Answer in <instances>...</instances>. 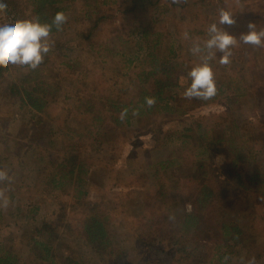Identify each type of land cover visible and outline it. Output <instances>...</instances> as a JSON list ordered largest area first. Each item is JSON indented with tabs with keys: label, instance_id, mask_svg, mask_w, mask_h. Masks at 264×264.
I'll list each match as a JSON object with an SVG mask.
<instances>
[{
	"label": "trees",
	"instance_id": "trees-1",
	"mask_svg": "<svg viewBox=\"0 0 264 264\" xmlns=\"http://www.w3.org/2000/svg\"><path fill=\"white\" fill-rule=\"evenodd\" d=\"M10 1L4 0L8 6ZM22 1L33 19H38L42 24L51 25L57 12L66 15V23L59 29L52 25L50 35L64 33L67 26L71 25V20H75L78 24L76 41L89 45L88 49L83 48L82 60L76 61V66L83 64L92 55V64L101 67L102 72L101 77H85V80L97 81L95 85L93 83L96 88L89 94L76 96V106L73 110L67 109L73 113L76 111L78 131L82 127L86 135L83 140L76 129L67 131L59 125L55 129L51 123L45 130L47 123L44 117L51 120H57L58 117L54 118L46 111L47 92L44 84L35 91L31 86L8 82L4 78L9 70L8 66L0 67V96L4 108L11 111L20 103V110L31 119L39 121L33 137V141H38L36 145L39 146V141L45 142L44 146L58 145L63 152L61 155L51 154L47 157L50 169L54 172L50 174L49 182L44 179L47 167L35 174V179L39 180L35 181L37 192L42 198L56 194L54 199L58 210L51 218L42 216L38 219L43 209L41 201L38 199L35 203L34 200L29 202L24 208L31 214L26 216L25 225L21 228V238L25 240L26 250L19 251L14 245V239L1 238L0 234V264H83L79 253L86 250L97 261L109 260L119 264L112 217L120 213L117 201L124 196L132 197V193L124 189L125 179L118 183L120 192L115 196L116 201L105 197L88 200L86 188L93 175L104 174L105 178L106 172L111 173V169H119V174L124 172L120 171L119 161L123 159L125 134L132 126L133 107L146 106V113L151 114L159 109H171L170 103L178 100L175 92L180 88V78L186 77L188 73L185 72L187 66L182 62L179 51L165 48L161 53L163 47L158 41L153 42L150 36L151 26L161 22L160 12L168 6L162 0H125L117 4L110 0ZM169 1L181 10H190L192 7L195 17H198L195 14L199 11L198 3H205V0L193 5L189 4V0H183L184 4ZM78 3L82 6L79 11L75 9ZM72 13H75V17ZM116 16L121 21L123 33L118 35V44L113 48L114 42L110 37L109 43H100V39L96 37L109 33L105 26H109V22L113 24ZM192 20L193 18L190 24L193 23ZM68 68L71 69L70 66ZM220 77L214 75L216 84L223 85V78ZM25 83L23 80L20 84ZM187 83L190 85V78ZM59 84L62 92L67 91L62 79ZM217 91L220 93L221 89ZM72 94L75 95V92ZM150 99L154 101L151 105L148 104ZM212 99H216V95ZM194 120L193 125L180 133L181 152L178 149L170 158L158 164L160 170H165L166 179L160 181V170L153 171L152 177H155L156 184L145 190L143 210L146 212L144 218L141 216L139 219V224L144 220L148 225H141L140 249L132 257L133 264H220V260L226 256L229 259L223 264L233 262L234 257H237L238 264H242V261L246 262L253 256L256 264H264V240L254 236L246 238L244 228L236 224L238 218L235 222L227 218V209L236 206L239 201L251 200L247 193L250 187L245 185V181L264 184V172L250 175L240 168L243 161H248L254 155L255 158L262 156L264 159V149L261 146L257 151L254 150L253 156L250 155L252 151L248 154L244 148L238 155L237 150L232 153L230 146L247 134L241 131L242 125L234 120L232 124H228L229 131L225 132L224 124L216 119L211 125L214 133L210 138L209 133L203 132L205 124L201 123L200 118L195 117ZM152 126L157 128L156 121ZM72 134H76V137ZM159 135L164 137L163 132H159ZM172 137L171 135L169 138L171 141ZM64 139L74 143L66 144ZM254 142L258 144L259 141ZM42 149L49 151L48 148ZM102 153L107 156H101ZM217 154L226 156L223 179L216 175L212 165ZM94 168L96 169L93 170ZM145 178L149 180L148 177ZM143 179L141 185L146 188L147 184ZM63 195L69 199H63ZM10 197L14 201L17 195L10 192ZM188 203L193 207L191 212L187 211ZM17 211L20 213L22 209L18 208ZM210 218L222 219L220 229L225 235L226 243L217 246L221 253L209 251L204 242L211 238L206 237L210 235L206 228ZM73 238L80 243V252L75 251L76 255L63 252V256L58 257L57 248H64L67 240ZM217 256L219 258L214 260Z\"/></svg>",
	"mask_w": 264,
	"mask_h": 264
},
{
	"label": "rangeland",
	"instance_id": "rangeland-1",
	"mask_svg": "<svg viewBox=\"0 0 264 264\" xmlns=\"http://www.w3.org/2000/svg\"><path fill=\"white\" fill-rule=\"evenodd\" d=\"M110 1L117 4L125 0ZM171 1H175L176 4H184L183 0ZM199 1L189 0V4L193 5ZM162 3L168 7L160 12L162 16L159 15V21L161 20V22L154 23V26H151V39L153 42L158 41L160 46L163 47L161 53L165 48H173L179 51L182 62L184 61L185 66H187L186 73L193 66L200 63L205 56L210 55V51L203 48V42L209 38L207 32L209 25L213 22L218 23V12L221 8L232 13L235 24L231 26H220L218 24V27L228 31L237 39L238 43L231 49V62L228 65H221L219 63L221 53L216 49L211 50L214 55L209 63L213 74L215 77L221 76L223 78L222 82H224L223 85L216 84L217 90L221 89L220 93L217 91L219 94H216V99L208 101L186 99L183 93L190 86L187 83L189 77H187V74L186 77L182 76L179 80L180 88L175 92L178 100L170 103L171 109H162L163 111L159 109L151 114L146 113V106L141 108L137 106L131 109L132 126L125 134V150L122 154L123 159L119 161L120 171L124 172L119 174V169H111V173H109L110 171L106 172L105 178L104 174L102 176L100 174L99 176L93 175V179H89L86 188L89 193L88 200L105 197L116 201L115 196L120 192L118 183L123 179H125L126 184L124 189L132 193V197L124 196L117 201L122 214L118 213L112 217L114 231L116 232L114 241L118 249L116 254H119L120 257L118 259L119 264L134 263L132 257L140 249L141 225L147 224L144 220L142 224H139L140 217L143 216L144 218L146 212L143 210V203L146 200L145 190L151 189L156 184L155 177H152L153 171L160 170L158 164L166 161L173 153L178 151L181 147L180 133L183 129L194 124L195 117H199L201 123L205 124L203 132L209 133L210 138L213 137L214 133L211 125L214 124L216 119L224 124L223 131L225 132L229 131L228 124H232L234 120L242 125L241 131L243 130L247 134L241 139L238 138V141L230 146L232 153L237 150L236 154L238 155L239 151L244 148L248 154L252 151L250 155L253 156L254 150L257 151L261 146L264 149V47H254L239 42V36L248 31L247 25L249 22L256 24L257 30L264 29V0H205V3H198L197 5L199 11L195 14L200 18L194 16L191 11L192 7H190V10L187 8L181 10L180 7H174L169 0H162ZM13 4L17 6V19H33L30 11L26 10L27 8L23 5L22 0H18L17 3L11 0L7 9ZM75 9L79 11L82 6L78 3ZM72 16L75 17V13H72ZM192 18L193 23L190 24ZM71 22L64 33L56 36L50 35L48 40L50 51L44 56V60L38 68L33 70L27 66L10 64L4 78L8 82H16L20 86H31L35 91L44 84L47 92L46 111L54 118L58 117L57 120L44 117L47 123L44 127L45 130L49 128L51 123L54 124L55 129L58 128V125L64 127V130L67 131L76 129L77 134L79 132L84 140L86 138L84 130L79 127L80 131H78L76 126L79 125L75 120L76 111L73 113L67 109L73 110L72 108L76 106V96L89 94L96 88V86H93L97 81L85 80V77L89 75H96V78L101 77L102 69L92 64V55L83 64L76 66V61L82 60L83 48L88 49L89 45L88 43L82 45V43H79L80 41H76L75 32L78 24L75 20H71ZM105 27L109 33L105 36H97L96 39H100V43L102 41L109 43L108 38L110 37L114 42L112 46L115 48V44H118L119 41L118 35L121 34L123 29L121 21L116 16L114 23L109 22V26L106 25ZM185 33L188 34V39L185 38ZM193 40L201 44L202 51L198 55H193L189 50ZM60 79H62L63 86L67 88V91L63 90L62 92L59 84ZM23 80L26 82L25 85L20 84ZM72 92H75V95ZM1 98L0 96V171H4L7 178L0 180V194H2V197H0V234L1 238L14 239L15 247L19 251H25V240L21 238V228L25 225L24 219H27L26 216L29 217L31 212L24 207H27V204L32 200L35 203L39 199L38 201H41L43 209L38 215V219L42 216L51 218L58 210V204H55L54 199L56 194L42 198L41 194L37 192L38 187L35 181L39 180L35 179V174L39 170L44 171V168L47 167L44 179L49 182L50 174H54V172L50 169L49 158L47 157L51 154L61 155L63 152H61L58 145L50 146L46 144L44 146L45 142L41 143L39 141V146H37L36 142L38 141H33V137L39 121L31 119L30 116H27V113L20 110V103H17L13 110L7 111ZM174 106L176 108H173ZM25 120L28 122L26 123ZM154 121H156V129L152 126ZM159 132H163L164 137H160ZM72 135L76 137V134ZM79 135L77 136L79 137ZM171 135L173 141L169 139ZM255 140L259 141L258 144L254 142ZM66 142L68 144L70 141ZM62 143L64 142H60V144ZM42 147L48 148L49 151H44ZM179 152H181L180 149ZM105 155L106 153H102L101 156ZM225 163L226 156L224 154H217L212 162L216 175L218 174L222 179L224 178L222 170ZM240 168L250 175L264 172V159L262 156L255 158L254 155L248 161H243ZM141 175L144 177H140ZM145 177H148L149 180ZM166 177L165 170H160V181L166 179ZM142 179L147 184L146 188L141 185ZM245 185L250 187L247 193L251 200L247 202L239 201L238 204H235L236 206H231L230 209H227V218L231 222H235L238 218L236 224L242 226V229L244 228V232L247 233L246 238L254 236L264 240V184L245 181ZM10 192L17 195L14 201L10 197ZM62 193L63 191L58 195ZM62 198L66 199L68 197L63 195ZM5 201H7L6 206ZM18 208H21L22 212L19 213ZM186 208L190 212L193 210L190 203L187 204ZM209 220L206 228H208L210 235L206 237L212 239H206L204 242H206L209 251L219 252L217 246L226 243L224 240L225 235L220 229L222 219L210 218ZM79 245L80 243L76 239H69L64 248L62 246L57 248L56 255L61 257L63 252L76 255L77 251L80 252ZM79 254L83 264H116L109 260L97 261L87 250ZM216 258H219V256L215 257L214 260ZM236 260L237 257H234L233 262L229 264H238ZM224 261L225 259L220 260V264H223Z\"/></svg>",
	"mask_w": 264,
	"mask_h": 264
},
{
	"label": "clouds",
	"instance_id": "clouds-1",
	"mask_svg": "<svg viewBox=\"0 0 264 264\" xmlns=\"http://www.w3.org/2000/svg\"><path fill=\"white\" fill-rule=\"evenodd\" d=\"M7 8L8 5L4 0H0V13L6 12ZM66 21V15L63 12H57L51 25L42 24L38 19H15L0 23V67H7L11 64L27 66L33 70L38 68L44 56L50 51L48 40L52 25L59 29ZM218 24L220 26L235 24L232 13L221 8L218 12V23L213 22L209 25L207 29L209 38L203 42V48L208 49L210 55L205 56L187 73L191 83L183 93L186 99L207 101L217 94L216 81L209 63L214 55L211 53L212 49L221 53L219 57L221 65H228L231 62V49L237 45L238 41L228 31L218 27ZM247 28L248 31L239 36V42L254 47H264V29L257 30L256 24L252 22L248 23ZM184 35L186 39L189 38L187 33ZM189 50L193 55H198L202 51L201 44L193 40ZM152 103H154L153 100H148L149 105ZM6 178V173L0 171V180ZM6 204L7 201H5V206ZM224 259L227 261L229 257L226 256ZM242 264H256V258L253 256L246 262L242 261Z\"/></svg>",
	"mask_w": 264,
	"mask_h": 264
},
{
	"label": "built area",
	"instance_id": "built-area-1",
	"mask_svg": "<svg viewBox=\"0 0 264 264\" xmlns=\"http://www.w3.org/2000/svg\"><path fill=\"white\" fill-rule=\"evenodd\" d=\"M18 0H14V3H17ZM16 5L13 4L9 9L6 10L4 13H0V23H3L8 20H15L17 19L16 16Z\"/></svg>",
	"mask_w": 264,
	"mask_h": 264
}]
</instances>
